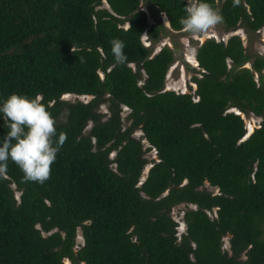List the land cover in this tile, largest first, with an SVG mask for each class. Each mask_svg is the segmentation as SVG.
Instances as JSON below:
<instances>
[{
  "label": "trees",
  "instance_id": "trees-1",
  "mask_svg": "<svg viewBox=\"0 0 264 264\" xmlns=\"http://www.w3.org/2000/svg\"><path fill=\"white\" fill-rule=\"evenodd\" d=\"M104 1L0 0V104L41 94L57 138L67 133L44 184L22 183L11 160L0 176V264H264V55L236 34L207 37L194 51L192 93L164 89L175 48L152 54V44L167 29L148 24L140 0ZM143 1L183 29L188 0ZM204 2L225 31L264 27V0ZM114 38L126 45L123 65ZM240 114L261 118L245 138ZM9 123L0 113V140ZM150 148L156 160L139 182ZM181 203L191 207L177 234L170 211Z\"/></svg>",
  "mask_w": 264,
  "mask_h": 264
},
{
  "label": "clouds",
  "instance_id": "clouds-1",
  "mask_svg": "<svg viewBox=\"0 0 264 264\" xmlns=\"http://www.w3.org/2000/svg\"><path fill=\"white\" fill-rule=\"evenodd\" d=\"M185 11L179 23L191 35L206 34L223 23L222 14L204 0H195ZM110 44L115 63H127L124 42L114 38ZM42 100L41 94L29 98L13 93L0 104V113L10 121L9 131L0 140V176L7 173L11 160L23 173L22 183L42 185L50 178L51 165L67 141V133L60 132L57 138L56 120Z\"/></svg>",
  "mask_w": 264,
  "mask_h": 264
},
{
  "label": "rangeland",
  "instance_id": "rangeland-1",
  "mask_svg": "<svg viewBox=\"0 0 264 264\" xmlns=\"http://www.w3.org/2000/svg\"><path fill=\"white\" fill-rule=\"evenodd\" d=\"M193 3V0H188V6ZM101 7L107 8V5L104 0H101ZM140 8L146 13L147 22L148 24H154L156 22H160L166 29L167 32L161 36V38L154 44H152V54L155 53L159 48L163 45H167L171 48H175V60L169 66L165 78H164V89H170L175 92H188L192 93L194 89V84L191 82L192 76H197L198 67L196 66V62L194 59V51L196 45L200 43L203 39L207 37H212L215 40H225L229 35L236 34L240 37L242 44L246 48V51L250 54H261L264 55V27L260 28L259 30L255 31L254 33H247L244 31L242 27H236L232 31H225L222 28V24H218L215 28L209 31L206 34L202 35H191L184 31V29L180 31H171L168 29V23L166 17L161 12H152L149 10L148 6L144 3L143 0H140ZM126 26V24H124ZM142 34L141 40L143 44L148 45L149 42L147 41L146 37ZM187 64L188 67L185 65ZM246 66L249 64L246 63ZM101 76V74L99 73ZM256 76V75H255ZM89 95H75V94H63L61 99L66 101H82L86 102L89 100ZM234 110V109H233ZM99 111L105 112L106 108L105 105H100ZM235 111V110H234ZM128 109L126 107L121 108L120 116L123 125L126 124V114ZM237 112V111H235ZM243 118L244 126H245V135L244 138L252 131L253 128L257 127L260 123L261 118L254 116L252 114H240ZM90 122L88 123L86 129L89 127ZM141 132L139 130L134 131L133 136L136 138H140ZM142 147H146L147 143L144 140H141ZM113 154H110V157ZM144 157L147 159V163L144 165L141 175L139 178V182L143 180L145 174L147 172L148 167L150 166L151 162L156 160L155 151L150 148L148 151L144 152ZM14 188L13 185H11ZM202 188L205 190L216 192V189L206 182H204ZM17 191L14 192L15 196H18ZM186 207H191L190 204L181 203L175 205L171 208L170 215L171 217L177 221V234L181 233L184 230V223L182 221V213ZM211 217L214 216V210L209 213ZM44 234V233H42ZM228 237L229 235H225L222 238V245L223 249H228ZM82 243V237L80 235V229L77 228L75 232V245L73 247L76 250L80 244ZM63 264H71L66 258H63ZM83 264V263H80Z\"/></svg>",
  "mask_w": 264,
  "mask_h": 264
},
{
  "label": "water",
  "instance_id": "water-1",
  "mask_svg": "<svg viewBox=\"0 0 264 264\" xmlns=\"http://www.w3.org/2000/svg\"><path fill=\"white\" fill-rule=\"evenodd\" d=\"M196 62V61H195ZM197 64V63H196ZM244 139V138H243Z\"/></svg>",
  "mask_w": 264,
  "mask_h": 264
}]
</instances>
